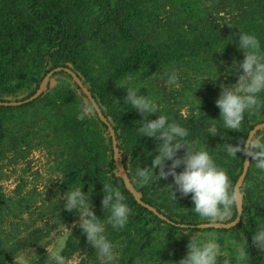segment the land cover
<instances>
[{"label":"trees","instance_id":"1","mask_svg":"<svg viewBox=\"0 0 264 264\" xmlns=\"http://www.w3.org/2000/svg\"><path fill=\"white\" fill-rule=\"evenodd\" d=\"M239 31L255 34L264 50V0H0V101H21L32 96L43 78L57 67L73 70L111 124L119 161L130 182L142 200L170 222L138 204L123 180L115 175L109 127L96 111L85 112L89 99L64 71L53 74L59 78L58 83L52 89L48 85L39 98L19 106H0V179L7 152L24 159L33 148L51 151V142L65 145L57 154L62 194L81 183L85 194L91 188L92 210L100 219H106L108 213L101 204L103 183H111L132 209L123 229L106 225L105 235L116 245L112 264H175L186 256V246L197 233L203 238L202 234L208 232L233 231L247 241L250 256L245 264H264V251L252 243L257 228L264 226V172L256 169L251 159L241 187L243 214L236 227H183L207 223L193 212L191 194L182 197L176 192L173 200L166 187L172 184L176 191L171 176L143 187L133 180L138 167L151 166L158 155L159 141L139 135L137 129L142 125L138 122L144 117L124 104L126 92L118 86L129 78L146 81L153 74L163 75L173 68H232L234 60L244 58L238 47ZM140 94H152L163 105L160 113L148 119L163 114L170 122L187 128V139L205 147L235 185L243 169L244 154L237 153L233 159L223 145L235 146L246 139L256 124L264 122V109L253 116L245 114L240 131L225 130L219 121L220 110L211 98L183 115L175 107L176 102L160 100V92L153 86L141 87ZM260 97L264 100V93ZM213 125L218 128L216 135L209 134ZM262 134L264 130L257 136ZM177 154L182 157L184 149ZM170 165L171 161H167L166 171ZM182 170L183 165L176 169L178 173ZM155 172L158 174L159 169ZM21 200L24 199L19 203ZM52 203L43 213L46 221L42 225L35 221L22 224L23 214L32 217V211L23 208L10 212L0 186V264H50L45 239L54 229L69 227L79 219L76 210L68 212L63 208V199ZM78 225L79 222L70 228L58 254L67 262L77 254L79 264H102ZM33 249L40 251L15 262ZM230 258L228 264H238L235 254Z\"/></svg>","mask_w":264,"mask_h":264},{"label":"clouds","instance_id":"2","mask_svg":"<svg viewBox=\"0 0 264 264\" xmlns=\"http://www.w3.org/2000/svg\"><path fill=\"white\" fill-rule=\"evenodd\" d=\"M238 37V47L242 50L244 58L239 62L234 60L232 69L242 72L235 84L221 87L220 95L215 101L220 110L219 121L222 122V128L235 131L242 128L245 114L253 116L264 109V100L260 97V94L264 93V50L261 49L260 41L255 34L239 31ZM157 75L153 74L152 77L156 78ZM164 75L167 76V85L179 86L176 69L166 70ZM118 86L127 89L124 104L130 105L144 117L138 122L142 125L137 129L139 135L156 138L159 141L156 148L158 155H155L150 167L136 169L134 182L143 187L171 176L176 191L172 190V184L166 187L170 188L173 200L176 199V192L182 197L191 194L195 205L192 210L202 221L211 227L231 225L241 209L243 193L232 183L227 170L219 166L215 158L198 141L187 139L189 136L187 128L175 121L170 122L163 114H159L154 120L148 119L149 115L160 113L163 105L158 104L151 96L140 94L143 84ZM95 108V102L89 100L84 110L91 114ZM195 115L198 116L199 111ZM217 131L218 128L213 125L209 129V134L216 135ZM223 147L227 155L233 159L237 158V153L251 157L255 168L264 172V134L249 135L235 146L225 144ZM181 149H184L182 157L177 155ZM167 161H171V165L166 171ZM181 165L183 170L178 173L176 169ZM157 168L158 174L155 172ZM82 188L81 183L63 195V208L68 212L74 210L78 212L80 218L78 226L86 234L87 242L95 249L102 264H112L116 245L105 235L106 225H111L116 230L123 229L129 222L132 209L125 203V196L119 188L111 183H103L104 196L101 204L108 215L106 219H100L92 210L90 203L92 189L85 194ZM240 241L242 243L236 246L235 259L238 264H245L250 256L246 249L247 241ZM252 243L264 251V226L257 228L252 236ZM186 247L188 250L186 256L175 264H228L227 260H220L223 255L222 246L215 232L203 234V239L201 234L197 233ZM48 260L50 264H67L66 258L60 254H50Z\"/></svg>","mask_w":264,"mask_h":264},{"label":"rangeland","instance_id":"3","mask_svg":"<svg viewBox=\"0 0 264 264\" xmlns=\"http://www.w3.org/2000/svg\"><path fill=\"white\" fill-rule=\"evenodd\" d=\"M241 72L242 70L238 72L232 68L222 69L221 66L207 69L206 71H195L190 68H184L183 70H177L179 77L178 87L176 85H167V77L164 75L165 71L163 75L157 73L156 78L152 76L146 78V81L137 80L135 77L127 79L122 85L135 86L143 84L144 86H153L157 92H160V95H158L160 100L164 102L166 100L176 102L175 107L179 112L183 115H188L195 107L208 98L216 101L220 95L221 87L235 84ZM52 76L48 84L50 85V89L59 81L58 77ZM124 90L127 92L126 87H124ZM21 96L24 95L22 94ZM150 96L152 97V94ZM153 99L156 102L158 100L157 97H153ZM22 127L25 129V125H22ZM51 144L53 145L51 151L48 148H33L24 159L13 155L11 152H7V158L2 162L0 186L8 200L9 211L16 212L23 208H28L32 211V217L26 212L23 214L22 224V221H27L29 225L35 221L40 222L42 225L46 221L43 213L53 204L52 202L56 204V201L60 198L62 199L64 195L60 191L62 174L59 169L57 154L59 153V148L66 147L65 145L60 146L55 142H51ZM21 198L24 200H21L19 203ZM9 218L12 222H17V220ZM79 219L74 220L69 227H58L51 231L44 241L47 243L45 249L51 254H58L65 245L66 236L70 228L79 222ZM5 227L6 229L9 228L8 219L5 222ZM217 235L223 254L220 260H230V256L236 255V246L242 243L241 239L237 237L235 231L217 233ZM38 251L40 249L29 250L20 257H17L15 262H22L23 259L36 255ZM80 259V256L76 254L67 264H79Z\"/></svg>","mask_w":264,"mask_h":264},{"label":"water","instance_id":"4","mask_svg":"<svg viewBox=\"0 0 264 264\" xmlns=\"http://www.w3.org/2000/svg\"><path fill=\"white\" fill-rule=\"evenodd\" d=\"M60 71H64L66 73H68L73 81L77 84V86L82 90V92L86 95V97L95 102L96 108L95 111L99 117V119L105 123L110 130V134H111V138H112V144H113V151H114V160L116 163V167L117 169L115 170V175L119 178H121L123 180L124 186L125 188L133 195L134 199L137 201L138 204L142 205L143 207L147 208L148 210H150L151 212H153L155 215H157L160 219L170 222L168 220V218L166 216H164L163 214H161L160 212H158V210L156 208H154L153 206L147 204L146 202H144L142 200V196L141 194L135 189V187L133 186V184L130 182L129 177L127 176L125 169L123 167V165L120 163L119 161V154H118V149H117V142H116V138H115V132L111 126V124L109 123V121L107 120V118L104 116V114L102 113L99 105L96 103L95 99L93 98L91 92L89 91V89L83 84V82L81 81V79L79 78V76H77V74L71 70L70 68H64V67H57L53 70H51L42 80L38 90L30 97L21 100V101H5L2 102L0 101V106H19L21 104H25V103H29L37 98H39L43 92L45 91L46 87L49 84V80L51 78V76L55 73V72H60ZM264 130V122L258 123L256 124L248 133L249 135H257L258 132ZM247 136V137H248ZM250 161H251V157H247L246 155H244V163H243V169L242 172L237 180V182L235 183L236 186L239 187L240 191H241V187L244 183L245 177L247 175V172L249 170L250 167ZM242 214H243V200H242V206L240 211L236 214V219L235 221L231 224V225H217L216 227H211L209 226L207 223H202V224H198L196 226L194 225H182L183 227L186 228H199V229H209V228H214V229H231L236 227L240 222H241V218H242Z\"/></svg>","mask_w":264,"mask_h":264}]
</instances>
